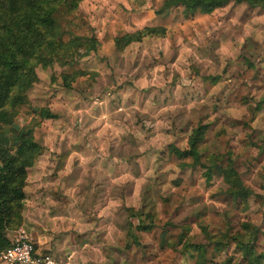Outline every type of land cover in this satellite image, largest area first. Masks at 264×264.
<instances>
[{"label": "rangeland", "instance_id": "1", "mask_svg": "<svg viewBox=\"0 0 264 264\" xmlns=\"http://www.w3.org/2000/svg\"><path fill=\"white\" fill-rule=\"evenodd\" d=\"M160 5L83 0L61 22L74 62L38 66L19 109L15 125L42 148L21 228L55 264H194L184 242L206 245L207 264H245L233 243L214 251L208 240L224 244L244 223L258 228L264 252V10L230 3L159 17ZM144 28L165 34L115 48ZM199 124L208 126L202 162L230 160L252 192L247 207L217 174L205 182L203 169L171 154ZM140 220L152 229L137 231Z\"/></svg>", "mask_w": 264, "mask_h": 264}, {"label": "trees", "instance_id": "2", "mask_svg": "<svg viewBox=\"0 0 264 264\" xmlns=\"http://www.w3.org/2000/svg\"><path fill=\"white\" fill-rule=\"evenodd\" d=\"M82 1L0 0V253L9 247L8 234L21 228L28 170L42 152L32 129L16 130L15 121L19 109L28 104V91L38 82L37 67L66 66L74 62L71 47L64 39L67 32L61 22L75 12ZM230 3L264 10V0H161L155 14L165 16L180 7L185 15L208 14ZM164 34L165 30L161 28H144L115 38L114 45L122 51L132 43ZM88 42L90 51H95L96 41L91 38ZM39 114L45 120L56 118L48 109L40 110ZM207 129V125L199 124L188 138L187 149L181 151L172 146L171 154L181 161L183 168L203 169L205 182H210L217 174L226 185L227 194L247 207L252 192L243 184L232 162L227 160V164L220 165L218 155H211L208 165L202 162L201 145ZM141 215L138 214L139 219ZM145 217L152 221L148 214ZM151 225V222L145 224L140 220L136 229L150 231ZM258 234V228L244 223L241 232L227 236L224 244L211 237L208 240L214 243V251H222L221 245L233 243L245 264H264V252L257 251ZM182 242L183 237L180 238ZM182 251L195 253L194 264H207L206 245L184 242Z\"/></svg>", "mask_w": 264, "mask_h": 264}, {"label": "built area", "instance_id": "3", "mask_svg": "<svg viewBox=\"0 0 264 264\" xmlns=\"http://www.w3.org/2000/svg\"><path fill=\"white\" fill-rule=\"evenodd\" d=\"M9 247L0 253L1 264H55L51 254L38 252L23 228L12 233Z\"/></svg>", "mask_w": 264, "mask_h": 264}, {"label": "crops", "instance_id": "4", "mask_svg": "<svg viewBox=\"0 0 264 264\" xmlns=\"http://www.w3.org/2000/svg\"><path fill=\"white\" fill-rule=\"evenodd\" d=\"M29 171H30V169L28 170V172H29ZM28 175H29V173H28ZM24 191H25V190H24ZM25 194H26V193H25ZM35 203L38 204V199H36ZM34 210H38V211H39L40 209L36 208V209H34ZM33 215H34V214H33ZM34 218H35V217H34ZM32 220H33V219H32ZM33 221H34V222H33ZM33 221H31V224H33V225H34V224H37V225L40 224V222H39L38 220H35V219H34ZM11 235H12V234H11ZM11 235L8 234V239L10 238ZM36 249L38 250V252H40V250H39L38 248H36ZM41 253H49V252H42V251H41ZM49 254H50V253H49ZM51 255H52V254H51ZM52 257H53V255H52ZM53 259H54V258H53ZM0 264H1V263H0Z\"/></svg>", "mask_w": 264, "mask_h": 264}, {"label": "water", "instance_id": "5", "mask_svg": "<svg viewBox=\"0 0 264 264\" xmlns=\"http://www.w3.org/2000/svg\"><path fill=\"white\" fill-rule=\"evenodd\" d=\"M15 128H16V130H18L19 128L15 125Z\"/></svg>", "mask_w": 264, "mask_h": 264}]
</instances>
